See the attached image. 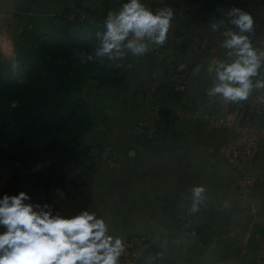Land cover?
<instances>
[{
  "label": "crops",
  "instance_id": "1",
  "mask_svg": "<svg viewBox=\"0 0 264 264\" xmlns=\"http://www.w3.org/2000/svg\"><path fill=\"white\" fill-rule=\"evenodd\" d=\"M77 3L82 15L105 23L104 6L86 13L90 0H0V15L30 9L57 14ZM147 6L172 11L170 42L142 54L121 49L115 57L123 60L122 76L91 79L83 91L95 119L83 142L112 144L115 161L67 163L65 186L47 192L36 183L47 162L28 169L0 152V196L27 191L26 202L47 205L52 215L69 198L65 216L80 206L103 216L113 236L152 238L154 249L144 264H264V145L252 166L255 185L244 195L240 174L227 162L230 132L206 123L213 115L232 117L240 107L264 122V87L235 101L210 92L215 80L210 68L234 58L225 40L239 29L214 27L222 14L194 23L191 9L181 11L174 2ZM256 42L253 47L264 50V38ZM140 123L157 128L155 140L134 136ZM195 185L205 186L197 209ZM6 230L0 224V232Z\"/></svg>",
  "mask_w": 264,
  "mask_h": 264
},
{
  "label": "clouds",
  "instance_id": "2",
  "mask_svg": "<svg viewBox=\"0 0 264 264\" xmlns=\"http://www.w3.org/2000/svg\"><path fill=\"white\" fill-rule=\"evenodd\" d=\"M172 14L170 9L154 12L144 0H124L106 18L96 56L120 55L123 48L142 54L153 41L163 43ZM232 23L239 31H232L225 45L234 58L210 68L215 72L210 92L235 101L246 99L254 87H264V50L254 48L247 35L253 26L250 14L233 9ZM256 76L262 78L254 81ZM204 192V185L193 186V209ZM29 200L24 190L0 196V224L7 226L0 232V264H120L124 240L111 234L103 216L86 209L72 216L52 215L47 205Z\"/></svg>",
  "mask_w": 264,
  "mask_h": 264
},
{
  "label": "trees",
  "instance_id": "3",
  "mask_svg": "<svg viewBox=\"0 0 264 264\" xmlns=\"http://www.w3.org/2000/svg\"><path fill=\"white\" fill-rule=\"evenodd\" d=\"M190 1L196 9L190 16V20L194 23L218 16L224 10H228L232 14L233 9L238 8L254 17V20L259 21V24H264V16H262L264 0ZM86 12L90 13L91 9L87 7ZM56 18L57 16H53L51 19L55 21ZM58 19L65 22L66 25L62 30L66 34L71 32L73 37H77L76 31L69 29V26H72L78 18L70 20L59 16ZM235 27L239 28L236 24ZM58 42L64 45L62 50L69 53L71 45H67L63 39H59ZM98 57L96 55L90 57L75 55L73 60L66 58L64 62H57L55 59H51V56L49 58V56L40 55L44 62V69L40 73L32 72L33 74L25 84L11 86L12 90H17L22 86L23 90L31 96L28 100L29 110H26L25 106L24 108L20 106L14 111V114L21 115V120L24 122L23 134H35L39 144L30 146L27 150L28 153H36L32 154L29 163L21 156H9V158L20 161L23 167L29 169L37 162L47 160L51 150L57 151L59 161L50 163L36 178V183L47 192L52 188L64 187L66 183L65 165L88 158L89 151L93 147L83 142L86 133L95 123L94 115L89 102L83 96V91L91 79H102V68L100 70L96 68L98 65L96 61L102 59L103 63L109 65L112 62L108 60L110 56ZM114 58L115 56H111V59ZM93 71L96 73L84 78L85 75ZM41 74L45 75L44 80H42L43 77H40ZM114 75H118L116 70ZM6 83L9 86L11 82L6 81ZM47 98L48 100L45 101ZM7 125L6 121L0 122V149L3 152H5L3 145Z\"/></svg>",
  "mask_w": 264,
  "mask_h": 264
},
{
  "label": "rangeland",
  "instance_id": "4",
  "mask_svg": "<svg viewBox=\"0 0 264 264\" xmlns=\"http://www.w3.org/2000/svg\"><path fill=\"white\" fill-rule=\"evenodd\" d=\"M160 1L151 0L150 3H147L148 1L144 0V3L157 5L165 4V2H174L181 6V11L190 8L189 16L196 11L190 0ZM123 2L124 0H90L88 8L92 12L93 7L98 9L104 6L109 15L112 11L119 10ZM75 5L76 7H65L62 13L57 14L30 9L25 12L0 15V122H8L5 127L3 145L5 152L1 149L0 152L8 157L21 156L28 160L29 163L30 159H32V154L36 153H28L27 150L30 146L39 144L35 134H23L24 122L21 120V115L16 116L14 114V111L20 106H23V108L25 106L26 110H29L28 100L31 96L23 90L22 86L17 90H12L11 86L14 84H25L35 71L40 73L44 69V62H42L40 55L49 56V58L51 56V59L53 58L57 62H64L66 58L67 60L68 58L73 60L75 55L81 57L96 55L95 50L100 42L99 33L104 31L105 23L100 24L92 18L82 15L80 5L78 3ZM221 14L216 22L219 28L228 27V25L235 27V24L232 23L233 13L231 14L230 11L224 10ZM53 16H57L55 21L51 19ZM59 16L70 20L78 18L72 26H69V29L76 31L77 37H73L71 32H68V35L62 30L66 24L58 19ZM252 18L253 26L250 30H247V35L254 46L256 43L258 44L256 41L260 36L264 38V24H259V21L254 20V17ZM235 29L239 28L235 27ZM59 39H63L67 45H71L72 48H69V53L65 52L64 49L62 50L64 45L59 44ZM108 60L112 61L110 65L103 63L102 59L96 61L98 64L96 68L98 70L102 68L101 80L104 81L115 78V70L118 74L117 76H122L125 71L123 60L120 58L111 59L109 57ZM260 71L264 73V65L261 66ZM95 73L96 71L88 73L84 78ZM40 77H43L42 80L45 79L43 74ZM255 78L261 79L262 77L256 76L254 80ZM6 81L11 82L9 86ZM41 100L43 101V97ZM47 100L48 98L45 99V101ZM58 154L57 151L51 150L46 158L47 160L44 162H47L48 165L52 162H58Z\"/></svg>",
  "mask_w": 264,
  "mask_h": 264
},
{
  "label": "built area",
  "instance_id": "5",
  "mask_svg": "<svg viewBox=\"0 0 264 264\" xmlns=\"http://www.w3.org/2000/svg\"><path fill=\"white\" fill-rule=\"evenodd\" d=\"M147 6V5H146ZM151 8L150 6H147ZM152 9V8H151ZM153 10V9H152ZM155 12V10H153ZM170 42L167 38L163 43L152 42L149 49L162 50ZM158 114L162 113L161 107L155 108ZM233 116L213 115L206 119V123L214 129H225L230 132L231 139L227 145V162L240 174L239 188L246 195L255 185L256 177L252 166L258 159L260 149L264 145V122H256L251 113L244 107L233 110ZM157 128L140 123L133 128L136 138L146 137L150 142L155 140ZM115 151L110 143L96 144L89 151L88 159L96 160L102 164H112L115 161ZM72 205L69 198L63 199L55 215L65 216V210ZM84 211L77 206L75 215ZM124 240L125 247L120 256V264H144L147 254L154 249L152 238L140 235H131Z\"/></svg>",
  "mask_w": 264,
  "mask_h": 264
},
{
  "label": "water",
  "instance_id": "6",
  "mask_svg": "<svg viewBox=\"0 0 264 264\" xmlns=\"http://www.w3.org/2000/svg\"><path fill=\"white\" fill-rule=\"evenodd\" d=\"M147 140V139H146Z\"/></svg>",
  "mask_w": 264,
  "mask_h": 264
}]
</instances>
